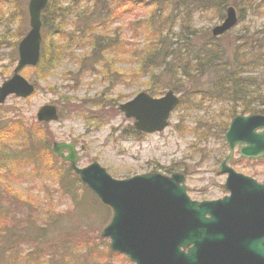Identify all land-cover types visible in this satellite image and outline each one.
I'll list each match as a JSON object with an SVG mask.
<instances>
[{"label": "rangeland", "instance_id": "obj_1", "mask_svg": "<svg viewBox=\"0 0 264 264\" xmlns=\"http://www.w3.org/2000/svg\"><path fill=\"white\" fill-rule=\"evenodd\" d=\"M28 1L0 0V85L13 75L19 42L30 29ZM70 1L59 0L58 7H66ZM153 2L127 1L124 6L128 11L111 25V30L118 33L121 48L120 56L113 57L114 63L108 61L112 63V71H106L97 62L91 47L71 42L49 72H44L48 63L46 57L41 58L36 67H25L20 72L29 82L36 80L37 86L31 96L22 98L13 94L1 104L0 152H6V156L24 154L28 157L0 160V202L5 209H10V216L15 219L14 222L0 220V228L10 223L23 227L31 218L38 221L34 224H40L51 215L63 213L62 224H58L63 229L54 228L49 232L54 235L63 230L61 235L65 237L55 234L56 240L74 241L84 235L91 239L98 256L90 253L88 264H133L127 256L111 251L110 239L102 236L113 217L112 209L77 175L68 171L67 163L52 153L54 142L74 143L80 167L97 161L116 179L150 172L168 176L183 173L187 192L193 200L222 195L220 186L225 177L218 172L221 160L228 154L224 134L233 117L231 113L234 109L241 113L242 107L239 102L225 98L215 86L222 71L215 66L212 71L196 72L192 70L193 57L199 56L208 62V58L215 57L214 50L220 48L229 57L235 54V48L241 51L260 48L264 43V0H234L233 5L242 19L214 39L211 30L224 19L217 10L222 0H199L192 6L187 0H175L178 4L175 12L161 3L165 11L170 10L173 17L175 14V26L178 25L172 37V43L177 44L175 48L178 51L193 49V55L183 58L192 71L188 77L178 72L163 73L155 80L140 75L137 68L139 54L151 38L139 21L153 10ZM85 4L82 0L73 8ZM85 21L81 20L79 25ZM72 28L73 25L68 24L66 32ZM42 35V48L46 38L49 42L58 40L57 36L51 37L44 26ZM258 58L262 59L259 55ZM259 73L254 72V75ZM169 89L180 96L181 102L172 113L168 127L152 134L136 132L134 120L125 117L120 104L141 91L160 97ZM48 103L59 106L61 117L41 124L37 121V112ZM234 158H239L237 151ZM234 167L264 181V159L240 160ZM99 250H110L113 254L100 255ZM84 252L77 250L75 258L66 257V263L83 264Z\"/></svg>", "mask_w": 264, "mask_h": 264}, {"label": "water", "instance_id": "obj_2", "mask_svg": "<svg viewBox=\"0 0 264 264\" xmlns=\"http://www.w3.org/2000/svg\"><path fill=\"white\" fill-rule=\"evenodd\" d=\"M48 4L49 0L28 1L30 30L19 42L13 75L0 85V106L11 94L26 98L35 91L37 82H29L20 72L40 61L41 17ZM237 23V11L229 6L224 20L211 33L215 37L224 35ZM179 102L172 89L160 97L141 91L120 104V110L135 120L137 131L154 133L168 126ZM59 118L60 109L53 103L41 106L37 112L39 122ZM224 137L230 153L220 170L237 176L233 180L238 189L215 201L191 200L182 173L167 176L150 172L116 179L97 161L78 166L74 143L54 142L52 151L69 162L81 181L113 209L102 236L110 239L112 251L126 255L134 264H264V184L226 166L238 143L245 144L239 149L242 156L264 158V113L235 115ZM221 227L239 232L226 236ZM228 238L234 241L225 242Z\"/></svg>", "mask_w": 264, "mask_h": 264}, {"label": "trees", "instance_id": "obj_3", "mask_svg": "<svg viewBox=\"0 0 264 264\" xmlns=\"http://www.w3.org/2000/svg\"><path fill=\"white\" fill-rule=\"evenodd\" d=\"M58 1L51 0L42 15V26L49 31L51 37H58L57 41L49 42L46 38L44 42L41 58L44 60L46 57L45 59L48 60L44 68L46 73L60 59L62 51L69 48L67 43L71 42L91 47L92 55L96 57L97 62L106 71H112L113 57L117 59L120 56L121 48L118 42L119 39L117 40L118 33L111 30V25L128 11L127 7L124 6L127 1L147 3L149 0H85L86 4L90 6L85 4L76 9L73 7L81 4L82 0H71L66 7L60 8L58 7ZM187 1L192 6L194 2L199 0ZM154 2L153 10L143 20L139 21L143 29L151 36L149 44L146 48H142V53L139 54L141 59L138 67H136L140 75H146L155 80L163 73L174 75L178 72L188 77L192 70L196 72L207 69L212 71L217 66V69L221 70L223 75L216 81L215 86L220 89V94L225 98L239 102L242 107L241 113H237L234 109L231 115L264 113V60H262L264 57V43L260 45V48H245L244 51L235 48V54L231 57L226 56L223 48L217 51L214 50L213 54L218 57L215 60V57L212 56L208 58V62H204L199 56H194L195 63L192 65L191 70L188 63L183 62V58H186L187 55H193V49L186 48L182 52L175 48L177 44L172 43V37L175 36L173 31L178 26H175V14L173 17L170 10L167 12L163 7V5L166 9L170 7L172 12H175L178 4L175 0H154ZM233 2L234 0H222L219 9H217L221 18L225 17L228 6H234ZM73 10L77 11L73 12ZM83 19L86 21L79 25ZM241 19L242 16L239 17V21ZM181 20L183 21V19ZM68 24H72L73 28L72 31L66 32ZM182 27V24L179 25L180 32L183 30ZM212 38L215 37L212 36ZM171 44L172 46L169 48ZM252 51H254L253 56H251ZM257 53L262 59L258 58ZM109 55H111V58H109ZM109 60L112 63H108ZM178 62H181V65ZM257 71H260V73L254 75V72ZM253 101L254 103L251 104L250 102ZM6 155V152L1 150L0 160L16 161L28 157L24 154ZM68 171L70 170L68 169ZM62 216L63 213H56L40 224H34L38 221L31 218L24 222L23 227L11 223L10 225H3L0 228V264H67L66 257L69 259L75 258L77 250L85 251L81 263L88 264L86 260L91 256L90 253L98 256L95 254L97 252L93 248L91 239H87V236L84 235L75 238L74 241L68 238L56 240L55 234L65 237V234L61 235L63 230L51 235L50 232L51 230L54 231V228L63 229L61 225ZM7 219L12 222L15 220L10 216V209H5L0 202V220ZM59 223L61 224L58 225ZM61 240L63 242H60ZM24 246H29V250H24ZM106 253L113 254L110 250H99L98 252L100 255Z\"/></svg>", "mask_w": 264, "mask_h": 264}, {"label": "flooded vegetation", "instance_id": "obj_4", "mask_svg": "<svg viewBox=\"0 0 264 264\" xmlns=\"http://www.w3.org/2000/svg\"><path fill=\"white\" fill-rule=\"evenodd\" d=\"M228 147V145H227ZM240 147V145H238L236 148L238 149ZM237 151V150H236ZM235 151V153H236ZM235 153H234V156H235ZM228 154H229V147H228ZM227 154V155H228ZM227 155L221 160L220 162V165H219V172H218V175L220 176H224L225 179H224V182L221 184L220 186V191L222 193V195L220 197H217V198H213V199H208V201H215V200H222L224 199L225 197H228V196H231L232 195V192L233 191H236L238 189V186H237V183L235 182V180H233V177H237L235 176L234 174H230L229 172H221L220 171V168H221V163L222 161L227 157ZM239 155V154H238ZM234 156L226 163L227 167L228 168H231L233 169L236 173H240L244 176H248L252 179H254L256 182H258L259 184H264V181H260L258 180L256 177H253V176H250V175H246L244 173H241L239 171H237L235 169L234 166H236L240 160H260V159H248V158H245V157H241L239 155V158L236 160L234 158ZM234 165V166H233ZM238 179V178H237ZM211 188V187H210ZM211 190H215V192H218L219 190L218 189H211ZM218 190V191H217ZM209 191V190H208ZM236 211V210H234ZM230 212V211H229ZM227 212V214L229 213ZM227 218H230L231 215H226ZM208 218H211V214L208 213ZM227 221H230V220H227ZM221 230H222V233L225 234L226 236H229V235H236L239 231H237L236 229H233V228H230V227H221ZM211 235H212V231H210ZM235 233V234H234ZM230 241H234L232 239H226L225 242H230Z\"/></svg>", "mask_w": 264, "mask_h": 264}]
</instances>
